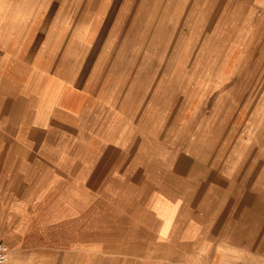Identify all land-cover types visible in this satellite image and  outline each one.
Masks as SVG:
<instances>
[{"label": "crops", "instance_id": "1", "mask_svg": "<svg viewBox=\"0 0 264 264\" xmlns=\"http://www.w3.org/2000/svg\"><path fill=\"white\" fill-rule=\"evenodd\" d=\"M189 2L0 0L10 241L83 238L102 264H264V100L211 101L240 57H264L263 24L226 6L210 24L213 0Z\"/></svg>", "mask_w": 264, "mask_h": 264}, {"label": "rangeland", "instance_id": "2", "mask_svg": "<svg viewBox=\"0 0 264 264\" xmlns=\"http://www.w3.org/2000/svg\"><path fill=\"white\" fill-rule=\"evenodd\" d=\"M193 1L190 0L189 5ZM211 4L216 7L215 12L204 13V21L210 24L213 21H221L224 19L225 15L223 11L225 6L230 7L232 11L235 10V13L228 15V18L231 16L230 21L235 26H242L244 22L253 24L262 23L263 29L260 33V38L262 35L263 37L260 40L258 39L259 42L257 43L258 45L255 51L257 54L262 52L264 48V0H213ZM234 58L237 61V57ZM240 58L241 61L233 68L231 73L232 78L234 75L236 77L226 87L223 86L217 90L213 94L211 101H217L218 99L222 101L225 92H230L227 93V101L232 102L238 109L240 102H256L261 97L264 100V57ZM190 64L192 65V62ZM217 69L221 70L222 68L218 67ZM238 109L233 110V112L238 113ZM262 134L263 137L258 139V142L261 144L264 155V131ZM3 225L4 229L0 227V240L7 242L11 248L10 258L5 264H102V256H109L81 250L82 248L77 243H80V241L84 242L83 238L72 239L73 247L70 251H64V247L58 241L52 244L49 243V239H38L39 237H37L33 240L30 232L23 241L12 242L6 237V227L8 225L10 228V225H6V223H3ZM21 225V223H18L15 230L8 233L11 239H16V234L22 232ZM86 241L89 246L87 248L88 250H91L90 245H93L92 247L95 248V236L92 232L89 231ZM97 258H99L98 261Z\"/></svg>", "mask_w": 264, "mask_h": 264}, {"label": "built area", "instance_id": "3", "mask_svg": "<svg viewBox=\"0 0 264 264\" xmlns=\"http://www.w3.org/2000/svg\"><path fill=\"white\" fill-rule=\"evenodd\" d=\"M10 254V246L4 242H0V264H5L9 260Z\"/></svg>", "mask_w": 264, "mask_h": 264}, {"label": "bare ground", "instance_id": "4", "mask_svg": "<svg viewBox=\"0 0 264 264\" xmlns=\"http://www.w3.org/2000/svg\"><path fill=\"white\" fill-rule=\"evenodd\" d=\"M215 86V85H214ZM144 89V88H143ZM145 90V89H144ZM140 93V92H139ZM160 95H162V94H160ZM140 98V97H139ZM139 98L137 99V100H139ZM161 101V100H160ZM145 102V101H144ZM137 103H138V101H137ZM161 104V103H160ZM131 107H133V106H131ZM131 107H130V109H131ZM129 113V112H128ZM90 117V116H89ZM128 117V116H127ZM65 162V161H64ZM68 162V161H67ZM66 162V163H67Z\"/></svg>", "mask_w": 264, "mask_h": 264}]
</instances>
